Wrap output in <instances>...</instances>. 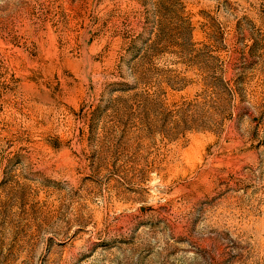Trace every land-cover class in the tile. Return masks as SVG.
<instances>
[{"label":"rangeland","instance_id":"rangeland-1","mask_svg":"<svg viewBox=\"0 0 264 264\" xmlns=\"http://www.w3.org/2000/svg\"><path fill=\"white\" fill-rule=\"evenodd\" d=\"M0 264H264V0H0Z\"/></svg>","mask_w":264,"mask_h":264}]
</instances>
